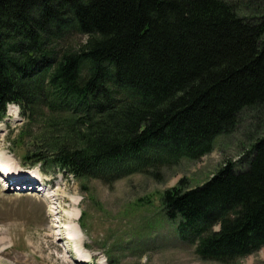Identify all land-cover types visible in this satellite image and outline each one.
<instances>
[{
	"label": "trees",
	"instance_id": "1",
	"mask_svg": "<svg viewBox=\"0 0 264 264\" xmlns=\"http://www.w3.org/2000/svg\"><path fill=\"white\" fill-rule=\"evenodd\" d=\"M241 7L0 0V118L8 101L25 115L9 141L24 148L23 160L81 181L123 167L156 174L200 158L242 114L253 115L243 167L225 161L194 186L180 177L160 202L178 228L197 223L200 257L230 263L254 252L264 245V10L252 17Z\"/></svg>",
	"mask_w": 264,
	"mask_h": 264
},
{
	"label": "rangeland",
	"instance_id": "2",
	"mask_svg": "<svg viewBox=\"0 0 264 264\" xmlns=\"http://www.w3.org/2000/svg\"><path fill=\"white\" fill-rule=\"evenodd\" d=\"M262 10L264 0H242L241 14L257 17ZM9 109L6 118L14 122L5 119L0 160L11 163L16 174L49 183L46 196L37 191L3 190L0 185V264H82L74 257L80 255L91 260L87 264H264V245L231 263L201 258L196 242L190 239L197 223L179 226L184 238L163 216L159 200L161 191L176 185L180 177H187V185L194 186L225 161L243 167L257 133L253 115L242 114L233 131L218 135L213 148L198 159H182L159 168L156 174L145 166L146 171H124V176L112 182L92 179L88 190L82 191L69 176L44 174L37 165L20 163L22 150L16 148L13 153L7 137L8 129L21 123V116L15 106ZM75 206L86 212L85 231L68 214L73 210L79 214ZM70 231L74 236L65 238Z\"/></svg>",
	"mask_w": 264,
	"mask_h": 264
},
{
	"label": "bare ground",
	"instance_id": "3",
	"mask_svg": "<svg viewBox=\"0 0 264 264\" xmlns=\"http://www.w3.org/2000/svg\"><path fill=\"white\" fill-rule=\"evenodd\" d=\"M66 9V8H65ZM51 26H53V25H51ZM66 28V27H65ZM62 31V30H61ZM7 32V31H6ZM77 32H79V31H77ZM20 34V33H19ZM37 36V35H36ZM86 36V35H85ZM55 37V36H54ZM62 37V36H61ZM30 38V37H29ZM14 39V38H13ZM60 39V38H59ZM50 40V39H49ZM55 40V39H54ZM85 40V39H84ZM32 41V40H31ZM69 42V41H68ZM82 42V41H81ZM65 43V42H64ZM16 44V43H15ZM20 44V43H19ZM36 44V43H35ZM38 44H39V42H38ZM42 44V43H41ZM23 45V44H22ZM61 45V44H60ZM81 45V44H80ZM65 46V45H64ZM66 48V47H65ZM7 49H9V48H7ZM12 49V48H11ZM41 49V48H40ZM32 50V49H31ZM59 50V49H58ZM14 51V50H13ZM47 51V50H46ZM47 54V53H46ZM50 54V53H49ZM58 54V53H57ZM41 55H43V54H41ZM59 55V54H58ZM82 56V55H81ZM44 60V59H43ZM16 77V76H15ZM58 79V78H57ZM63 79V78H62ZM46 80H47V78H46ZM64 80V79H63ZM43 83V82H42ZM115 83H117V82H115ZM66 84V83H65ZM36 86V85H35ZM67 86V85H66ZM39 87V86H38ZM53 88V87H52ZM44 89V88H43ZM42 89V90H43ZM69 89H70V86H69ZM66 90V89H65ZM64 90V91H65ZM69 92V91H68ZM77 93V92H76ZM120 93V92H119ZM22 96V95H21ZM46 97V96H45ZM71 97V96H70ZM40 99V98H39ZM43 99V98H42ZM73 99V98H72ZM80 99H82V98H80ZM84 99V98H83ZM23 100V99H22ZM35 100V99H34ZM73 101V100H72ZM31 103V102H30ZM38 104H40V103H38ZM45 104V103H44ZM63 104V103H62ZM48 105V104H47ZM60 105H61V103H60ZM77 107V106H76ZM58 108V107H57ZM39 111V110H38ZM37 111V112H38ZM50 111V110H49ZM81 112V111H80ZM94 112V111H93ZM39 113V112H38ZM41 116H43V115H41ZM30 117V116H29ZM5 119L6 120H8V118H4V120H2V121H0V141L2 140V137H3V134H4V131H5V129H6V121H5ZM50 120V119H49ZM53 121V120H52ZM32 122V121H31ZM54 126V125H53ZM68 139V138H67ZM63 142V141H62ZM252 145V144H251ZM249 149V148H248ZM159 150V149H158ZM250 152V151H249ZM131 155V154H130ZM155 155V154H154ZM161 155V154H160ZM184 155V154H183ZM175 156V155H174ZM182 156V155H181ZM124 157V156H123ZM122 157V158H123ZM187 157V156H186ZM190 157V156H189ZM10 158H8V160H9ZM138 159H140V158H137V160ZM153 159V158H152ZM178 159V158H177ZM156 160V159H155ZM152 161V160H151ZM139 162V161H138ZM165 162V161H164ZM155 163V162H154ZM173 163H175L174 161H173ZM8 163H7V161H4V160H0V171H2L3 173L5 172V173H9V174H12V177H15V176H18L19 178L22 176H20V174H16V172H13L12 173V171H11V169L10 168H8V165H7ZM135 164V163H134ZM167 164H168V162H167ZM130 165V164H129ZM146 166V165H145ZM151 166V165H150ZM164 166V165H163ZM227 166V165H226ZM159 167V166H158ZM157 167V168H158ZM161 167V166H160ZM156 168V169H157ZM215 170V169H214ZM136 171V170H135ZM144 171H146V170H144ZM2 174V173H1ZM130 174V173H129ZM24 176V175H23ZM124 176V175H123ZM3 180V179H2ZM4 181V180H3ZM178 181V180H177ZM2 185H3V189L4 188H6L7 187V189L8 190H10V189H17V188H19V189H22V187H23V185H19V184H24L23 182H21V183H18V184H16V185H19V186H10V185H8L6 182H2L1 183ZM39 188V187H38ZM170 188V187H169ZM36 189V188H35ZM69 214V216H71V217H73L74 219H77V217H78V211L76 210V211H72V212H69L68 213ZM72 218V219H73ZM71 219V220H72ZM70 220V221H71ZM199 220V219H198ZM71 224V223H70ZM74 225L76 226V227H78L77 225H76V223L74 222ZM198 227V226H197ZM200 230V229H199ZM72 231H74V230H72ZM72 231H70V232H67V237L68 238H71V237H73L74 236V233L72 232ZM76 259V258H75ZM79 259L80 260H82L83 261V257L80 255L79 256Z\"/></svg>",
	"mask_w": 264,
	"mask_h": 264
}]
</instances>
